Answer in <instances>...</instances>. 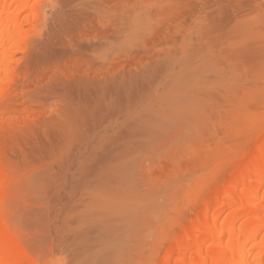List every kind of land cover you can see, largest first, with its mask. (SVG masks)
Returning a JSON list of instances; mask_svg holds the SVG:
<instances>
[{
	"label": "rangeland",
	"instance_id": "rangeland-1",
	"mask_svg": "<svg viewBox=\"0 0 264 264\" xmlns=\"http://www.w3.org/2000/svg\"><path fill=\"white\" fill-rule=\"evenodd\" d=\"M39 5L45 16L23 38L28 51L7 62L27 67L25 84L0 111L8 230L40 264L175 259L197 215L207 207L216 217L222 188L264 154V0ZM122 74L107 97L106 148L95 153L99 130L85 133L86 149L69 128L57 132L62 82ZM126 120L135 130H121Z\"/></svg>",
	"mask_w": 264,
	"mask_h": 264
},
{
	"label": "bare ground",
	"instance_id": "bare-ground-1",
	"mask_svg": "<svg viewBox=\"0 0 264 264\" xmlns=\"http://www.w3.org/2000/svg\"><path fill=\"white\" fill-rule=\"evenodd\" d=\"M39 2L40 0H0V111L9 106L11 93L25 84L20 81L27 74V67L21 66L19 62L16 67L13 65L15 62H11L12 65L7 62L16 52L28 51L23 38L30 27L42 23L45 7H40ZM196 43L197 41L194 44ZM193 50L196 51L195 48ZM23 61L21 62L25 64ZM113 77L117 81L109 82L96 75L91 82H62L66 99L60 110L65 113V119L57 132L65 135V128H69V137L78 136L75 143L86 149L87 146L83 143L91 141V138L85 133L89 129L99 130L95 153L106 148L112 141L108 131L113 128V124L106 120L109 113L107 97L127 81L125 74L118 79ZM6 88L9 90L5 93ZM136 127L137 125L127 120L120 125L123 132L135 130ZM116 137L124 139L126 133L117 134ZM91 157L92 155H88L81 160L84 168L82 173L89 171L88 161ZM245 165V170L239 172L234 182H231V189L222 188L217 196L219 205L216 217H208L207 207L199 213L193 236L189 238L186 231L182 233L181 240L184 242L188 238L187 244H175L173 251L177 252V257L165 264H193L194 260L197 264H264V154L260 161L257 162L253 156ZM1 172L0 160V264H40L29 256L4 222L2 207L8 199L11 181L8 175Z\"/></svg>",
	"mask_w": 264,
	"mask_h": 264
}]
</instances>
